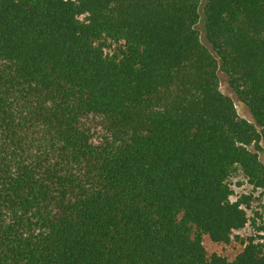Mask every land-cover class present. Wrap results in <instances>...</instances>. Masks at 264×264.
I'll return each mask as SVG.
<instances>
[{
  "label": "trees",
  "instance_id": "16d2710c",
  "mask_svg": "<svg viewBox=\"0 0 264 264\" xmlns=\"http://www.w3.org/2000/svg\"><path fill=\"white\" fill-rule=\"evenodd\" d=\"M202 4L0 0V264H264V0Z\"/></svg>",
  "mask_w": 264,
  "mask_h": 264
},
{
  "label": "rangeland",
  "instance_id": "374dc122",
  "mask_svg": "<svg viewBox=\"0 0 264 264\" xmlns=\"http://www.w3.org/2000/svg\"><path fill=\"white\" fill-rule=\"evenodd\" d=\"M204 2L205 0H203V4ZM203 4L201 8V20L198 23V29L200 31L201 39L203 43L212 50V46L209 43L205 32ZM219 76H220L221 90L225 94L232 97L239 115L251 122H254V118L251 114L250 109L244 102H242L237 97L236 93L230 86L228 82V76L222 71L219 72ZM260 145H261V149L259 151V155L261 160L264 162V141H261ZM250 147L252 149H255L254 144L251 145ZM231 182L234 191L232 196L233 200H236L242 194H253L254 197L251 206L247 208L251 221L244 228L235 231V235H239L240 237L246 239L248 238V236H250L253 233L252 219L254 217H256L258 224H261V222L264 223V190L262 189L255 190L254 187L247 181V179L240 172L231 179ZM257 212L259 213V215L256 214ZM203 244L208 255H211L213 253H218L228 257L229 259H233L244 248V244H242L239 240H236L235 238H233L230 243H222V242L213 241L207 234L203 236Z\"/></svg>",
  "mask_w": 264,
  "mask_h": 264
}]
</instances>
